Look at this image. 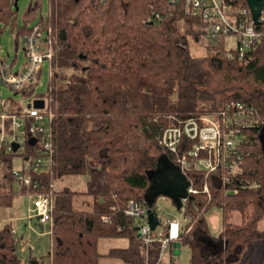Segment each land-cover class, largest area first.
Segmentation results:
<instances>
[{"label":"trees","instance_id":"obj_1","mask_svg":"<svg viewBox=\"0 0 264 264\" xmlns=\"http://www.w3.org/2000/svg\"><path fill=\"white\" fill-rule=\"evenodd\" d=\"M222 1L237 16L248 8L246 0ZM14 2L0 0V23L10 29L16 26ZM36 24L52 50L47 93L36 98H45L53 114V152L47 169L30 174L36 191L52 197V227L45 259L30 264H99L98 241L104 237L129 242L111 248L109 256L143 264L142 243L124 209L131 199L145 203L146 173L156 168L158 155L174 164L190 147L184 141L177 153L164 152L159 145L163 130L188 118L220 116L230 101L244 103L248 113L252 108L229 125L240 130L236 146L241 158L223 152L233 169L223 163L211 172L184 171L193 191L179 209L187 223L178 240L190 249L189 264H255L258 246L263 257L264 143L259 134L264 126V41L239 58V47L225 48V35L206 38L207 23L186 13L185 0H49L47 16ZM188 38L205 42L203 57L191 54ZM211 74L237 84L251 76L260 86L248 94L232 90L218 105L207 89ZM24 140L27 150L21 155L31 158L34 147L29 137ZM19 149L0 150V208L11 207L19 194L12 186L18 182L12 159ZM89 167L102 173L99 191L55 190L57 180L83 175ZM21 186V194L33 192ZM79 196L89 197L81 200L88 210L75 206ZM212 208L221 210L217 236L210 234L206 220ZM0 264H21L10 224L0 230Z\"/></svg>","mask_w":264,"mask_h":264},{"label":"built area","instance_id":"obj_2","mask_svg":"<svg viewBox=\"0 0 264 264\" xmlns=\"http://www.w3.org/2000/svg\"><path fill=\"white\" fill-rule=\"evenodd\" d=\"M229 10V6L222 0H185L186 13L200 16L207 23V39H214L220 35L237 36L235 47H239L238 57L241 58L244 50L255 47L264 41V12H261L256 24L252 20L249 8L240 10L239 16L230 13ZM43 44L46 46L44 47ZM49 44L50 41L41 31L40 26L33 25L23 37V50L26 57L24 66L17 72H13L3 63L0 64V78L3 83L15 91L28 93L31 89L27 87L35 80L42 62L44 60L50 62L52 58ZM251 110L252 108H249V113H252ZM249 113L246 112L244 103L227 102L219 111L220 116L206 115L200 117L199 120L188 118L165 128L159 138V145L164 152L177 153L179 146L184 141L190 142V147L181 155H177L174 163L183 174L184 171L190 169L211 172L223 163L233 169L234 164L225 161L223 152L235 153L236 158L240 160L241 156L236 146L240 130L237 126L230 127L229 125L236 115ZM16 116L20 118L19 121H16ZM6 119L11 120V127L14 131H17L21 126L24 129L19 135H15L11 142L4 143L3 131ZM52 119L53 114L48 109L47 100L43 108H35L32 105L22 109L19 115L10 116V114L0 113V150L2 148L12 150V143L20 144L25 137L35 139V143L32 145L34 155L25 159V161H30L31 168H23L21 171L13 170V174L21 185L33 191L29 193L32 196L29 219L37 218L42 230L44 226H48L49 232L52 227V197L50 194L36 191L37 184L31 180L30 173L39 172L43 169L42 166L49 167L52 162ZM246 125L248 123L241 124L242 127ZM202 152L205 153V156H200ZM192 191L190 186L189 193ZM184 201L182 200V203ZM152 208L157 216L155 203ZM146 211V203H139L133 199L128 201L127 207L124 209L125 215L133 219L142 243L143 264H170L172 260L165 263L163 258L167 250H169L170 259L176 255L173 243L179 241V234L187 223L183 209L179 210L183 216L182 222L173 219L163 222L160 218L158 225H163L160 233L156 232L158 225L154 230L151 229Z\"/></svg>","mask_w":264,"mask_h":264},{"label":"rangeland","instance_id":"obj_3","mask_svg":"<svg viewBox=\"0 0 264 264\" xmlns=\"http://www.w3.org/2000/svg\"><path fill=\"white\" fill-rule=\"evenodd\" d=\"M15 17L16 26L14 29H10L3 23H0V64L3 63L6 67L13 72L20 70L25 62L26 57L23 50V35L22 32L35 25L41 16L46 17L49 12V0H16ZM180 25L183 26L181 23ZM19 31H21L19 33ZM19 33V35H17ZM189 39V50L192 55L197 57H203L207 50L206 44L203 41L196 42L192 38ZM204 41H206L204 39ZM237 36L230 35L225 38V48L228 50L234 48L236 45ZM45 47L46 45L43 44ZM50 78V64L48 60H44L41 64V69L37 74L35 80L27 88L31 89L29 93L23 91H15L7 86L0 78V113H6L15 115L16 111L22 110L32 106L33 100L38 96H45L47 93V87ZM253 77H247L245 81L240 84L232 82L229 83L223 80L219 76L211 74L207 89L217 99L218 105L223 103V95H229L232 90H241L244 94L252 93L255 88H259ZM44 106L46 105V99L42 98ZM16 121L20 118L16 116ZM5 122L3 131L4 143L11 142L15 135H19L24 127L21 126L17 131H14L11 127V120ZM5 120V121H6ZM24 138L21 140V147L19 154L12 159V168L14 171H21L23 168H31L30 161H25L21 154H24L27 150V146L24 142ZM161 155H158L160 157ZM43 169H47V166H42ZM2 172H0L1 176ZM103 176L98 167H89L87 172L83 175H70L63 177L56 181L54 184L55 190L62 189L65 186L70 187L76 191H99L102 188ZM13 190L19 193L14 199L12 207L0 208V230L5 224H10L15 233V240L18 247V254L21 258V264H30L32 260L41 262V259H45V255L49 250V229L48 226H44L42 230L40 224L35 217L29 219V209L32 207V196L29 193H20L22 186L19 182L14 181ZM145 191L141 194L144 195ZM152 192L149 191L144 195L145 202H147ZM89 199L87 196H79L77 199L79 202L75 204L77 208L88 210L89 206L82 204L81 200ZM157 217L161 218L163 222L166 220H178L182 222V213L177 209L176 205L168 197L159 196L155 200ZM238 214H234L233 220L238 221ZM206 220L208 223L210 234L217 236L222 230L221 210L219 208H212L206 214ZM134 223V221H133ZM264 223V220H263ZM163 229V225L160 224L156 228V232L160 233ZM127 244L126 238H100L98 242V250L101 253L99 264H125L120 259L109 256L107 253L111 248L125 247ZM256 252L255 264H262L264 256L261 257V252ZM178 255L169 258V250L164 254L163 261L170 264H189L190 261V249L188 246H178ZM264 255V254H263Z\"/></svg>","mask_w":264,"mask_h":264},{"label":"water","instance_id":"obj_4","mask_svg":"<svg viewBox=\"0 0 264 264\" xmlns=\"http://www.w3.org/2000/svg\"><path fill=\"white\" fill-rule=\"evenodd\" d=\"M246 3L252 20L257 24L259 15L261 12H264V0H246ZM14 7L16 8V0L14 2ZM61 37H64V32H61ZM32 105L35 108H43L44 101L41 98H36L33 100ZM259 138L261 142L264 143V126L259 134ZM28 142L30 145H33L35 139L30 138ZM19 148L20 144L18 142L12 143L13 152H16ZM146 174L149 178V186L145 190L144 195L149 191L153 194L151 198L145 202L147 206L146 213L149 225L151 229L154 230L160 222V218L154 214L152 208L157 197L163 196L170 198L179 210L182 206V200H185L188 197L190 183L180 169L170 162L164 155L158 157L156 168L147 171ZM40 227L42 229V226ZM178 246H180L179 241L173 243V247L178 248ZM174 253L178 255L179 249H176Z\"/></svg>","mask_w":264,"mask_h":264},{"label":"crops","instance_id":"obj_5","mask_svg":"<svg viewBox=\"0 0 264 264\" xmlns=\"http://www.w3.org/2000/svg\"><path fill=\"white\" fill-rule=\"evenodd\" d=\"M12 207V206H11ZM10 208V207H9ZM8 208V209H9ZM28 209H30V208H28ZM29 211V210H28ZM99 242V241H98ZM129 245V242H128V240H127V244H126V246L125 247H127ZM125 247H116V248H125ZM36 261V260H35ZM38 262V261H37ZM126 264V263H125Z\"/></svg>","mask_w":264,"mask_h":264}]
</instances>
